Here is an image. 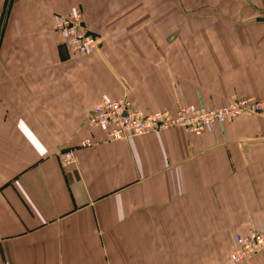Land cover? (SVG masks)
<instances>
[{"label":"crops","instance_id":"crops-1","mask_svg":"<svg viewBox=\"0 0 264 264\" xmlns=\"http://www.w3.org/2000/svg\"><path fill=\"white\" fill-rule=\"evenodd\" d=\"M72 11L97 49L54 28ZM123 96L264 100V0H0V264H264L230 261L264 229V113L101 140L88 114Z\"/></svg>","mask_w":264,"mask_h":264},{"label":"built area","instance_id":"built-area-1","mask_svg":"<svg viewBox=\"0 0 264 264\" xmlns=\"http://www.w3.org/2000/svg\"><path fill=\"white\" fill-rule=\"evenodd\" d=\"M54 28L62 33L74 53H87L99 47L98 36L84 23L82 12L72 11L59 15ZM264 113V100L245 97L231 100L218 108H207L201 104L195 107L187 103L177 111L164 110L147 113L134 107L123 96L115 99H103L96 103L87 117V123L93 127H107V133L101 140L126 139L145 133L156 132L171 127H183L189 132L201 133L215 122L224 124L228 119L241 114ZM89 143L90 141H85ZM64 162L74 161L70 150L62 153ZM264 248V229L240 232L236 235V245L231 251L230 261L241 263L248 261Z\"/></svg>","mask_w":264,"mask_h":264}]
</instances>
